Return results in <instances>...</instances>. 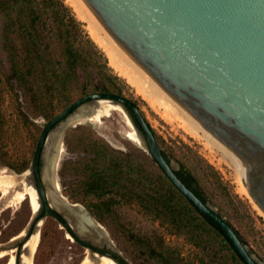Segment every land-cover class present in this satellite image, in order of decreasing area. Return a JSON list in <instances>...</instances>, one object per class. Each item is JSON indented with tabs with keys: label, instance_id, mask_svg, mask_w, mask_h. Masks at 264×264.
Listing matches in <instances>:
<instances>
[{
	"label": "rangeland",
	"instance_id": "374dc122",
	"mask_svg": "<svg viewBox=\"0 0 264 264\" xmlns=\"http://www.w3.org/2000/svg\"><path fill=\"white\" fill-rule=\"evenodd\" d=\"M64 2L72 8L90 35L86 23L78 17L67 0ZM4 43L5 16L0 11V175L5 170L22 180L30 170L43 125L85 96L82 92V80L89 78L87 94H94L92 90L95 86L101 87L110 82L105 73L91 69L87 75H80L68 92L56 90L52 94L41 95L36 101H28L11 76V64L4 50ZM54 48L55 56L59 58L60 51L57 46ZM109 67L112 72L108 73L118 77L116 83H112L122 91L123 96L137 102L156 132L162 150L169 156L173 169L185 175L190 170L194 172V166L204 170L205 173L198 172V185L195 186L206 198L207 203L231 223L248 252L264 264V214L241 189L234 169L223 160L224 153L214 148L203 133L191 136L183 127L179 116L170 120L164 118L163 109L139 93L136 87L128 83L110 65ZM34 86L37 88L36 84ZM100 109L103 113L101 118L85 120L66 130L63 138L64 151L56 171L61 195L71 203L81 204L104 227L112 242L98 240L86 232L78 233L79 237L98 249L118 255L120 259L98 252L118 264H161L151 257L152 245L171 249L177 264H243L217 235V230L201 221L199 215L193 212L183 199L175 198L176 212L183 219L180 223H172L164 215H157L152 211L148 202V194L151 191L147 189L145 177L156 185L164 181L167 185L162 170L149 153L128 138L130 127L121 112L108 110L106 106ZM78 143L83 144L80 146ZM104 143L116 150L114 156L124 164L121 174L116 176L114 172L109 173L111 182L119 183L123 187L120 190L114 188L107 195L111 197L109 212L98 209V198L87 193L84 183V168L89 165L88 160L93 158L92 154L85 152L86 146ZM66 162H74L77 165L72 170L68 163L67 171L61 176L60 170ZM207 164L211 165L212 170H208ZM46 165L44 158L41 160L43 170ZM121 175L122 178L118 177ZM30 180L34 183L33 175ZM45 185L47 190L48 186ZM21 188L19 185L0 201V249H15L18 259L24 245L21 244L20 249L18 246L28 234L24 238L19 235L32 218L30 202L15 199L16 191ZM166 190L172 192L169 188ZM55 209L63 215L66 214L64 208ZM92 210L99 211L102 221L93 215ZM43 220L41 242L34 256V264H81L88 251L96 252L68 237L71 235L56 219L45 217ZM13 237L17 239L8 244ZM8 258L7 256L0 259V264H5Z\"/></svg>",
	"mask_w": 264,
	"mask_h": 264
},
{
	"label": "water",
	"instance_id": "95a60500",
	"mask_svg": "<svg viewBox=\"0 0 264 264\" xmlns=\"http://www.w3.org/2000/svg\"><path fill=\"white\" fill-rule=\"evenodd\" d=\"M128 60L161 92L211 134L243 169L244 191L264 212V0H83ZM97 99L133 112L147 153L169 181L229 237L246 264H262L228 223L177 175L138 106L128 97L94 93L81 97L43 125L30 167L44 216L83 241L48 200L41 160L50 132L82 105ZM109 235V234H108ZM110 237V236H109ZM19 244V248L21 246Z\"/></svg>",
	"mask_w": 264,
	"mask_h": 264
},
{
	"label": "trees",
	"instance_id": "16d2710c",
	"mask_svg": "<svg viewBox=\"0 0 264 264\" xmlns=\"http://www.w3.org/2000/svg\"><path fill=\"white\" fill-rule=\"evenodd\" d=\"M0 11L5 16L4 50L11 64V76L16 81L18 89L26 100L36 101L41 95L52 94L56 90L68 92L73 82L80 75H87L91 69L105 73L108 77V82H110V84L106 83L101 87L95 86L92 93H112L123 96L122 91L112 83H116L118 77L108 73L112 71L109 67L110 62L108 63L107 54L91 38L92 36L90 37L83 28V23L77 19L72 8L66 5L64 0H0ZM54 46H57L60 51L59 58L55 56L56 49ZM88 82V77L82 80V92L85 96L89 88ZM34 84L37 85V88H35ZM132 101L138 106L136 101ZM129 112L136 126L142 131L133 112L130 109ZM141 113L158 140L156 132L142 111ZM82 144L78 143L80 146ZM86 147L85 152L93 155V158L88 160L89 165L84 168V173L86 174L84 183L87 193L98 198L97 207L99 210L109 212L111 210V197H107V195L114 188H117L114 190L123 189L119 183L111 182L112 177L109 173L110 171L114 172L116 176L121 174L124 164L118 157L114 156L116 150L112 149L108 144H88ZM162 153L168 163H170L167 153L164 150H162ZM68 163L71 165L72 170L77 165L74 162L64 163L60 170L61 176L67 171ZM207 168L212 170L211 165L207 164ZM193 170L194 172L190 170L186 175L180 171H176V173L204 203H207L206 198L195 186L198 185V172H205L197 166H194ZM118 177L122 178V175ZM163 178L167 181V185L164 183L165 181L156 185L151 179L145 177L147 189L151 191L148 194V202L152 207V211L157 215H164L172 223H180L183 219L176 212L175 198L183 199L189 208L199 215L201 221L203 220V222L217 230V235L223 239L224 243L229 246L239 260L246 264L221 227L199 211L165 175ZM168 188L172 192L166 190ZM91 212L99 221H102V215L99 211L92 210ZM229 224L231 225V223ZM232 228L235 230L233 226ZM235 232L239 236L236 230ZM150 248L151 257L161 264H177L171 249L153 245Z\"/></svg>",
	"mask_w": 264,
	"mask_h": 264
},
{
	"label": "bare ground",
	"instance_id": "6f19581e",
	"mask_svg": "<svg viewBox=\"0 0 264 264\" xmlns=\"http://www.w3.org/2000/svg\"><path fill=\"white\" fill-rule=\"evenodd\" d=\"M67 1L74 8L78 17L86 23L90 35L105 51L109 58L110 65L119 73V75L125 78L132 86L136 87L139 93H142L144 96L148 97L155 104H157L161 109H163L164 118L170 120L173 119L174 116H179L183 121V127L191 136L195 137L199 133H203V136H205L209 142L213 144L214 148H218L224 153L225 159L223 160H226L228 164L234 169L236 176L241 183V189L244 191L242 183L243 169L241 165L233 158V156L217 141V139H215L198 123H196L192 118L184 113L179 107L171 102L149 77H147L141 70H139L128 60V58L107 33L104 27L100 24L97 18L93 15L90 9L86 6L83 0ZM104 106H106L108 110L119 111L123 114L127 124L130 127L128 138L136 142L142 148H145L144 139L137 127L134 125L126 109L121 104L114 101L97 99L82 105L65 121L60 123L50 132L43 152L44 157L42 156V159L44 160L45 158V162L47 164L44 170H42V175L44 184H47L48 186L46 191L49 202L54 209L55 207L58 209H65L66 214L63 215L60 211L59 212L65 216L67 223L70 225L74 233H76V235L79 236L78 233L81 234L86 232L97 237L98 240L112 242L104 227L101 226L81 204L71 203L67 198L61 195L60 183L56 177V171H58L57 168L59 162L62 159V154L64 151L63 138L66 130L69 127L85 120L101 118L103 113L100 108ZM31 175V171L28 170L22 180H19L16 175L9 174L3 170L0 175V201L5 198L12 190H15L19 185H21V190L16 191L15 199L20 202L28 200L31 204L32 217L34 218L37 217L41 211V200L36 186L30 180ZM43 219L44 218L39 219L31 234H28L30 224H28L20 233V238H24L26 234L28 235L26 236V239L24 238L23 241H21L24 246L19 259L16 257L17 253L15 255V249H0V259H4L7 256L9 257L5 264H34V256L41 242L42 226L44 223ZM68 237L71 238V236ZM16 239V237H13L8 244L13 243ZM81 264L118 263L106 255L99 254L98 252L92 253L88 251L87 257Z\"/></svg>",
	"mask_w": 264,
	"mask_h": 264
},
{
	"label": "flooded vegetation",
	"instance_id": "af4514ba",
	"mask_svg": "<svg viewBox=\"0 0 264 264\" xmlns=\"http://www.w3.org/2000/svg\"><path fill=\"white\" fill-rule=\"evenodd\" d=\"M40 215H41V216H42V215L44 216V214H43V212H42V211H40Z\"/></svg>",
	"mask_w": 264,
	"mask_h": 264
}]
</instances>
